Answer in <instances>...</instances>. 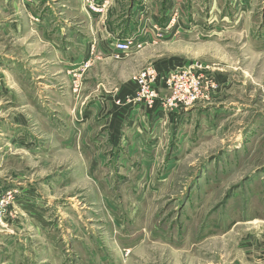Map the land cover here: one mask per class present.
<instances>
[{
  "label": "rangeland",
  "instance_id": "374dc122",
  "mask_svg": "<svg viewBox=\"0 0 264 264\" xmlns=\"http://www.w3.org/2000/svg\"><path fill=\"white\" fill-rule=\"evenodd\" d=\"M98 1L0 0V264H264V0Z\"/></svg>",
  "mask_w": 264,
  "mask_h": 264
},
{
  "label": "built area",
  "instance_id": "2783aa9c",
  "mask_svg": "<svg viewBox=\"0 0 264 264\" xmlns=\"http://www.w3.org/2000/svg\"><path fill=\"white\" fill-rule=\"evenodd\" d=\"M87 6L89 8V12L95 15H103L105 13V4L99 3L98 0H86ZM139 20H145L144 12L139 14ZM157 30V29H156ZM161 33V31H159ZM142 37H146L144 32V24L143 27H140L139 33L133 35L130 38H125L123 40H117L112 43V50L114 53L123 55V56H130L134 54L139 49H141L145 42L143 41ZM189 72V71H181L172 78L171 82L168 85V89L173 92V102L171 105L175 108L179 107V104H184L189 106L193 103H197L201 98L202 90L204 89L203 80L201 77H196ZM143 84L145 80L142 79ZM191 92L192 99H188L187 101H183V93ZM143 97L146 100H140L144 102L147 106H153V99L149 98L146 94L143 93ZM150 100V101H149ZM151 103V105H150Z\"/></svg>",
  "mask_w": 264,
  "mask_h": 264
},
{
  "label": "crops",
  "instance_id": "0c3cea01",
  "mask_svg": "<svg viewBox=\"0 0 264 264\" xmlns=\"http://www.w3.org/2000/svg\"><path fill=\"white\" fill-rule=\"evenodd\" d=\"M104 1H107V4H110L111 6V14L109 21L106 24L104 21H102L103 27H105L104 32H108L110 36L118 37L121 39H125L131 35L133 36L139 33L140 25H141L139 23L140 22L139 14L143 11V3L141 2V0H130V2H127V0H104ZM170 5L171 4H168L166 2V4H164V8L162 9V14L160 16H157L158 14L157 15L155 14L156 21L163 20L164 14L168 10V6ZM125 8L126 10L129 9V12L126 11ZM94 16L95 15L91 17ZM97 18L96 20H98ZM105 53H108V48H105ZM12 129L15 128L11 126L9 130ZM21 143L23 142L20 141V144Z\"/></svg>",
  "mask_w": 264,
  "mask_h": 264
}]
</instances>
